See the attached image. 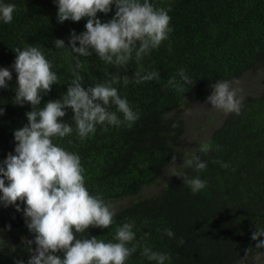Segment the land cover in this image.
Returning <instances> with one entry per match:
<instances>
[{
    "label": "trees",
    "instance_id": "16d2710c",
    "mask_svg": "<svg viewBox=\"0 0 264 264\" xmlns=\"http://www.w3.org/2000/svg\"><path fill=\"white\" fill-rule=\"evenodd\" d=\"M149 2L156 8L170 9L172 31L168 39L139 62L133 52L127 65L116 66L94 52L83 57L54 46V41L61 39L68 47L71 33L85 32L87 23L86 18L58 23L56 0H0L14 4L16 9L11 23L0 20V68L12 72L8 87L0 89V107L5 110L0 116V166L9 153L15 154L14 131L28 124L26 113L32 110L30 104H15L13 49L37 46L53 65L59 82L43 96L41 108L66 94L74 71L84 77L85 90L110 82L113 76L127 75V85L121 79L113 87L139 114L137 121L129 125L110 104L108 110L117 113L121 124L97 125L94 133L81 139L69 109L63 122L73 132L53 138L55 144L80 156L90 194L111 202L116 210L112 226L89 228L85 235L117 242L118 227L131 223L135 240L127 246L136 245L137 251L125 264H158L142 254L145 247L167 254L170 258L165 264H243L264 252L251 238L254 231L264 230V84L260 92L243 98L239 114L222 118L209 139L193 153L207 164L206 169L197 171L194 166L183 165L176 172L206 181L203 190L193 193L183 176H170L166 170L173 156L181 161L184 156L178 150L185 127L180 111L206 103L216 81L234 83L246 75L252 80L264 71V0ZM115 11L113 5L111 12L98 13L97 18L107 22ZM77 61L82 67L76 68ZM181 69L193 85L180 77ZM137 71L142 75L157 71L159 78L135 83ZM173 77L174 83L169 84ZM205 144L210 145L206 152L201 151ZM151 188L155 194L145 197L144 191ZM20 206L22 210L17 212L15 206L0 205V232L10 233L8 241L13 245L0 251V264L21 260L27 264L30 258V254L20 256L30 251L26 240L35 239L32 233L24 242L18 240L28 229L25 205ZM166 230L174 236L169 237ZM59 255L63 258L62 253Z\"/></svg>",
    "mask_w": 264,
    "mask_h": 264
},
{
    "label": "clouds",
    "instance_id": "9594fccd",
    "mask_svg": "<svg viewBox=\"0 0 264 264\" xmlns=\"http://www.w3.org/2000/svg\"><path fill=\"white\" fill-rule=\"evenodd\" d=\"M56 3L58 23L63 24L69 20L79 22L85 18L87 23L85 32L79 35L75 31L71 33L68 47L61 39H56L54 46L68 48L72 53L83 57H89L94 52L102 61L116 66L127 65L133 52L139 62L144 55L167 40L172 31L169 27L170 9L156 8L149 0H143V3L140 0H56ZM113 5L116 11L112 19L102 22L97 18L98 13L107 15L111 12ZM15 10L14 4L0 3V20L11 23ZM13 50L16 54L13 68L17 74L15 104L21 107L25 103L30 104L32 110L26 113L28 124L14 131L15 154L9 153L0 166V205L5 208L15 206L17 212L22 210L21 204L25 205L23 215L28 229L18 236V240L24 242L32 233L35 234V239L26 240L30 251L21 253L20 256L30 254L27 264H125L137 251L136 245L127 246L135 240L133 225L123 223L118 227L115 234L117 242H106L104 239L85 235L89 228L108 229L112 226L116 210L111 202L90 194L85 185V170L80 156L58 146L53 138H64L73 132V128L63 122L69 109L73 113L72 119L81 139L94 133L97 125L121 124L117 113L108 110L110 104L116 106L129 125L137 121L139 114L113 87L121 79L127 85L129 77L116 75L110 82L97 83L85 90L84 77L74 71V79L66 94L59 100H49L41 108L43 96L50 93L52 86L59 82L57 74L52 70L53 65L37 46ZM80 67L82 65L77 61L76 68ZM179 75L186 84L193 85L183 69ZM135 77V83H141L158 79L159 73L151 71L142 75L137 71ZM11 80L12 72L7 68H0V89L7 88L6 82ZM174 81L173 77L169 84ZM211 87L213 91L206 103H210L212 109L223 111L226 115L239 114L243 97L238 96L239 89L232 87V82L219 80ZM195 105L197 103L192 108ZM192 108L180 111L185 127L178 150L184 156L182 161L173 156L172 165L166 173L179 178L183 176L184 184L193 193H197L207 186L206 181L198 176L190 178L176 173L180 172L183 165L194 166L197 171L207 167L193 153L209 139L212 132L202 142L195 144L190 152L187 153L182 147L187 133V112ZM4 114V108L0 107V116ZM209 149L210 145L205 144L201 151ZM222 167L227 168L229 165L222 164ZM144 192L145 197L152 196L155 188ZM9 234H2L6 242L0 247V251L10 250L13 246L8 241ZM166 234L174 236L170 230H166ZM259 237H264V230L254 231L251 237L258 241L256 248H264V241H259ZM180 243L183 244L184 241L181 240ZM33 244L35 249L32 248ZM61 253L63 258L59 255ZM142 254L158 264H165L170 258L167 254L153 252L147 247ZM262 254L264 252L245 263L243 261V264H255V260ZM17 264H24V261H18Z\"/></svg>",
    "mask_w": 264,
    "mask_h": 264
},
{
    "label": "rangeland",
    "instance_id": "374dc122",
    "mask_svg": "<svg viewBox=\"0 0 264 264\" xmlns=\"http://www.w3.org/2000/svg\"><path fill=\"white\" fill-rule=\"evenodd\" d=\"M264 71L261 72L259 77H252L248 80V75L239 78L232 83V87L239 89L238 96L245 97L249 93L260 92L264 84ZM226 114L223 111L212 109L210 103L195 105L192 110L187 112V133L183 139V150L187 153L190 152L193 146L206 139L212 129L221 122ZM5 237L0 234V247L5 244ZM255 264H264V254L259 259L255 260Z\"/></svg>",
    "mask_w": 264,
    "mask_h": 264
}]
</instances>
